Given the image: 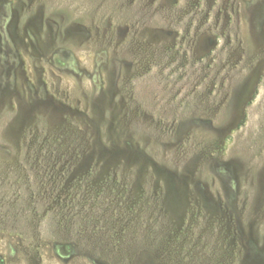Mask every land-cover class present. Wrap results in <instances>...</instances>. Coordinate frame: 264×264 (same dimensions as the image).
<instances>
[{"label":"rangeland","instance_id":"1","mask_svg":"<svg viewBox=\"0 0 264 264\" xmlns=\"http://www.w3.org/2000/svg\"><path fill=\"white\" fill-rule=\"evenodd\" d=\"M0 264H264V0H0Z\"/></svg>","mask_w":264,"mask_h":264}]
</instances>
